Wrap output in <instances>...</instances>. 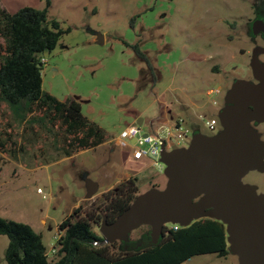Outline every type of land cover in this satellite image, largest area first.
<instances>
[{
    "label": "rangeland",
    "instance_id": "1",
    "mask_svg": "<svg viewBox=\"0 0 264 264\" xmlns=\"http://www.w3.org/2000/svg\"><path fill=\"white\" fill-rule=\"evenodd\" d=\"M50 1L49 18L72 30L46 54L43 89L61 100L79 101L109 140L114 138L113 143L64 156L53 146L52 135L36 138L22 126L10 127L13 119L0 106V136L2 131L11 133L17 141L7 152L0 150V213L42 233L54 261L58 225L79 205L90 209L104 192L129 177L137 178L140 193L165 187L163 163L154 166L149 158L134 159L129 140L115 143L123 129L138 121V113L182 102L192 112L191 129L217 133L208 129L206 120L218 117L226 89L236 79L253 78L252 50L264 46V40L249 31L253 6L260 0ZM46 4L47 0H0V7L9 12L26 6L42 9ZM96 32L104 35V43L96 41ZM123 40L140 44L158 77L156 84L147 62ZM211 87L220 92L208 95ZM143 117L142 130L147 131L148 117ZM257 129L264 139V122ZM85 175L99 184L91 199L85 198ZM243 181L264 192V172L251 171ZM95 230L100 234V224ZM146 230L141 226L131 238ZM8 242L0 234V264H7ZM181 264H238V258L209 253Z\"/></svg>",
    "mask_w": 264,
    "mask_h": 264
},
{
    "label": "trees",
    "instance_id": "2",
    "mask_svg": "<svg viewBox=\"0 0 264 264\" xmlns=\"http://www.w3.org/2000/svg\"><path fill=\"white\" fill-rule=\"evenodd\" d=\"M51 1L45 8L22 7L9 12L0 7V106H5L17 125L34 137L52 135L53 146L61 155L96 148L109 140L107 131L88 117L77 100H61L43 89V70L47 53H51L71 27L49 18ZM123 43L144 59L153 84L158 77L140 44ZM7 136L5 139L2 137ZM11 133L0 136V150L7 152L17 145ZM140 193L136 177L121 180L104 192L98 203L84 210L81 204L58 225L54 261L50 259L43 235L30 224L5 218L0 213V234L9 239L7 264H181L201 254H230L226 225L217 219L202 218L176 229L167 224L157 245L125 251L122 243H103L95 230L104 215L114 221ZM150 230V226L144 225Z\"/></svg>",
    "mask_w": 264,
    "mask_h": 264
},
{
    "label": "water",
    "instance_id": "3",
    "mask_svg": "<svg viewBox=\"0 0 264 264\" xmlns=\"http://www.w3.org/2000/svg\"><path fill=\"white\" fill-rule=\"evenodd\" d=\"M258 32L254 27L253 33ZM95 34L96 41L104 43V35ZM261 54L264 46L256 45L250 60L254 79H236L226 91L217 133L197 132L188 146L172 150L162 146L165 187L139 193L112 222L104 215L100 224L104 244L120 241L121 249L137 250L157 245L167 224L186 227L212 218L226 225L229 251L238 264H264V192L243 181L251 171L264 172V139L252 124L264 122ZM137 123L143 125V119ZM84 179L85 198L91 199L99 184L86 175ZM144 225L150 226L149 237L133 243L131 233Z\"/></svg>",
    "mask_w": 264,
    "mask_h": 264
},
{
    "label": "built area",
    "instance_id": "4",
    "mask_svg": "<svg viewBox=\"0 0 264 264\" xmlns=\"http://www.w3.org/2000/svg\"><path fill=\"white\" fill-rule=\"evenodd\" d=\"M46 61V58L42 59ZM220 92L219 88L211 87L208 90V95H213ZM214 105H217L216 100L213 101ZM208 129L212 132H218L221 129V124L217 116L211 117L205 122ZM151 130V131H150ZM191 128L186 120L182 117L178 118L173 124H157L151 125L149 130H142L137 122L127 126L121 131L120 143L125 139L131 142L133 151L132 156L136 160L143 158H149L152 160V165L156 166L161 163V151L162 146L165 145L167 150L182 147L180 145L188 146L191 142ZM147 134V135H145ZM136 139L133 141V139ZM42 191V189H39ZM170 227L176 229L178 225L172 224Z\"/></svg>",
    "mask_w": 264,
    "mask_h": 264
},
{
    "label": "crops",
    "instance_id": "5",
    "mask_svg": "<svg viewBox=\"0 0 264 264\" xmlns=\"http://www.w3.org/2000/svg\"><path fill=\"white\" fill-rule=\"evenodd\" d=\"M45 58L47 60L46 55H45ZM47 63H48V60H47ZM82 108H83V106H82ZM146 108L143 110V112L138 113V115H137L138 119L137 120L142 118L143 123H144L145 117H143V116H146V118L148 117V122H149L148 127H151V125H157V124L171 125L180 117L184 118L186 120V122L189 124V118H191V116H192L191 115L192 112L189 109L188 105H186L182 102H175L173 105H163V106H160L159 109L154 108L153 106H151L148 110ZM113 140H114V138L111 140H108L107 142H105L101 145H107V144L113 143ZM115 143L117 145L121 144L120 138L117 139L115 141ZM101 145H99V146H101ZM96 148H91V149H96ZM91 149L81 150L80 152H78V154H82L83 152H85L87 150H91Z\"/></svg>",
    "mask_w": 264,
    "mask_h": 264
},
{
    "label": "flooded vegetation",
    "instance_id": "6",
    "mask_svg": "<svg viewBox=\"0 0 264 264\" xmlns=\"http://www.w3.org/2000/svg\"><path fill=\"white\" fill-rule=\"evenodd\" d=\"M253 12H254V17H253V19L250 21V25H249V31H250V35L252 36V37H254V38H257V37H260V38H262L263 40H264V25H263V23H262V21L264 22V0H260L259 2H258V4H256V5H254L253 6ZM257 22V23H256ZM255 23H256V25H255ZM256 28V29H258V34H254L253 33V28L254 27ZM262 55V54H261ZM260 55V56H261ZM262 60H264V59H262ZM252 79H254V78H252ZM228 89H226V91H227ZM263 123V122H262ZM262 123H257L256 121H253L252 122V124L256 127V128H258ZM197 132H202L200 129H198V128H192L191 129V132H190V134H191V137H193V135L194 134H196ZM202 133H204V132H202ZM204 134H206V133H204ZM258 191H259V189H258ZM259 192H261V191H259ZM148 232L149 231H147V232H144V233H142L139 237H137V238H133L132 239V242L133 243H138V242H142V241H144V240H146L148 237H149V234H148Z\"/></svg>",
    "mask_w": 264,
    "mask_h": 264
},
{
    "label": "bare ground",
    "instance_id": "7",
    "mask_svg": "<svg viewBox=\"0 0 264 264\" xmlns=\"http://www.w3.org/2000/svg\"><path fill=\"white\" fill-rule=\"evenodd\" d=\"M40 191V190H39Z\"/></svg>",
    "mask_w": 264,
    "mask_h": 264
}]
</instances>
